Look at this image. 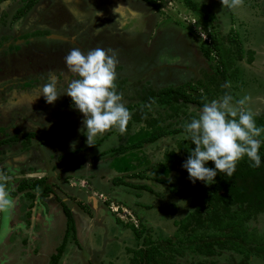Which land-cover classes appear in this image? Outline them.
Listing matches in <instances>:
<instances>
[{"label":"rangeland","instance_id":"rangeland-1","mask_svg":"<svg viewBox=\"0 0 264 264\" xmlns=\"http://www.w3.org/2000/svg\"><path fill=\"white\" fill-rule=\"evenodd\" d=\"M28 1L0 0V140L16 138L0 145V183L12 193L23 179L46 178L54 189L51 199L60 206L76 205L72 207L80 213L82 233L77 231V242L70 238L58 264H131L133 251L144 248V237L150 236L155 243L176 241L175 235L180 234L176 221L195 209V195L211 192V185L191 182L181 166L188 157L183 147L191 142L179 138L183 131L124 153L118 151L153 131L144 121H135V111L148 106L144 98L151 90L191 82L197 89L192 95H197L204 91L198 85L202 81L209 87V101L225 93L234 101L247 95L250 99L244 107L256 115L264 113V0H243L238 9L223 8L221 0H193L199 3L196 10L184 0H167L161 9L144 0H37L26 8ZM214 36L226 51V76L220 72L224 67L216 50L209 57L203 52ZM97 47L116 54V90L125 106L130 105L131 117L124 133L110 129L93 147L79 131L83 117L68 96L61 95L49 104L39 95L52 79L62 94L74 78L64 63L73 48L86 53ZM226 83L230 87H223ZM187 109L188 114L200 110L193 103ZM147 111L158 119L159 112L165 114L158 106H148ZM178 118L162 117L155 126L183 127ZM31 133L35 135L28 139ZM73 142L79 152L67 160L61 158L73 151ZM116 177L135 186L147 185L150 191L116 185ZM153 178L166 179L173 186ZM24 194H18L26 201L21 198L20 206L17 198L14 200L17 203L12 210L16 212H0L4 229L16 216L14 237L8 240L13 255L17 245L27 248L30 242L37 243V237L24 230L27 226L31 229L32 217L26 212L30 199ZM45 218L43 215L38 225L42 226ZM246 221L249 233L264 237V214ZM130 223L145 225L144 237L135 238L127 226ZM90 228H96L95 232L91 234ZM44 229L42 253L38 256L39 248L34 250L31 264H47L50 250L55 254L63 240L59 224ZM2 239L0 235V244ZM218 253L210 257L186 250L172 253L171 259L176 264H238L243 257L235 249ZM13 255L8 259L2 254L0 262H15ZM18 257V261L27 260ZM250 264H264V259L253 255Z\"/></svg>","mask_w":264,"mask_h":264},{"label":"trees","instance_id":"trees-1","mask_svg":"<svg viewBox=\"0 0 264 264\" xmlns=\"http://www.w3.org/2000/svg\"><path fill=\"white\" fill-rule=\"evenodd\" d=\"M36 1L29 0L26 8L33 5ZM144 1L154 9H161L167 2V0ZM184 1L188 7L194 10L199 8V3L196 1ZM212 50H216L219 54L220 64L224 67L220 72L223 76H226V51L220 40L215 36L212 38L210 46L203 48V52L209 57ZM198 85L204 91H202L203 93H197V95H192V91L197 89L191 82L177 87L165 86L158 91L151 90L144 98L145 104L150 107L158 106L164 110V115L158 111L159 119L163 117L171 120L172 117H179L182 120L179 121L178 118L177 122L184 125L186 121L189 122L192 116L196 115L193 112L188 114V105L193 103L197 108L201 109L203 104L210 99L209 87L203 84L202 81H198ZM148 106L139 107L135 111V121H144L149 127L153 128V131L148 137L134 143L131 147H119V152L124 153L131 148H139L144 143H154L163 136L183 131V127L175 129H169L166 126L156 127L155 125L158 124L159 119L153 118L148 114ZM127 108H130V105ZM256 124L257 126H264V113L256 115ZM34 135V133H31L27 135V138L30 139ZM9 139L16 141L15 137H10L0 140V145L6 144ZM261 139H264V136ZM194 147L195 145L190 142L189 145L183 147L184 153L189 155L190 150L194 149ZM78 152V149L71 151L61 158L66 160ZM260 155L261 166L259 168L251 167L248 158L244 157L237 163L236 171L231 177L218 173L214 178L215 182L211 184V192L209 194L194 196L195 209L182 220L176 221L180 231L179 235H175L176 241L166 239L165 242L155 243L150 236L144 237L145 232L148 230L145 225L141 227V224L137 226L133 223L128 224L127 226L134 232L135 238L144 237V248L133 251L134 255L131 259V264H176L174 259H171L173 257L172 253L183 254L186 250L191 251L195 255L212 257L219 254L218 252L222 253L235 249L238 253L243 254L238 264H250V259L253 255L264 259V237L256 233H249L246 225L247 219L264 214V144L260 148ZM208 167H214L213 162H208ZM138 177L148 179V177L143 175ZM153 180L173 186L170 181L163 178H153ZM113 183L150 191V187L147 185L135 186L124 181L121 177L114 178ZM17 192H25L24 195L34 201L37 194L47 196L54 191L53 186L47 183L46 178H40L32 181L21 180L17 186ZM10 195L15 196V193L12 192ZM110 201L109 197L106 204ZM31 204L33 205V202ZM62 208L67 220L66 231L62 242L57 247L56 253L51 256L50 264L59 263L66 251L70 238L77 242L76 222L72 210L67 203H62ZM203 262L199 263L203 264ZM108 264L114 263L109 262ZM211 264L216 263L212 262Z\"/></svg>","mask_w":264,"mask_h":264},{"label":"clouds","instance_id":"clouds-1","mask_svg":"<svg viewBox=\"0 0 264 264\" xmlns=\"http://www.w3.org/2000/svg\"><path fill=\"white\" fill-rule=\"evenodd\" d=\"M221 3L223 8L238 9L243 0H221ZM64 63L74 78L63 93L57 92V81L52 79L42 86L39 96L43 95L49 104L61 95L71 99V106L82 114L83 127L79 131L86 137L88 146H95L96 139L110 129L124 133L131 114L122 102V94L116 90L118 60L114 50L97 47L84 53L80 48H73L64 57ZM223 87L228 88L230 84ZM249 99L245 95L234 101L231 94L225 93L205 102L184 124L179 138L195 145L181 165L191 182L211 185L218 173L231 177L244 157L248 158L251 167L261 166L264 126H257L256 114L244 107ZM70 148L75 151V142ZM209 161L214 167L206 166ZM14 204L6 184L0 183V212H10ZM118 207L120 211L121 207Z\"/></svg>","mask_w":264,"mask_h":264},{"label":"crops","instance_id":"crops-1","mask_svg":"<svg viewBox=\"0 0 264 264\" xmlns=\"http://www.w3.org/2000/svg\"><path fill=\"white\" fill-rule=\"evenodd\" d=\"M62 156H63V154H62ZM25 180H27V179H25ZM102 183H103V181L101 182V185H102ZM68 188L70 190H72V188H74L73 187V184H70ZM10 191H12V190H10ZM13 193H15V196H13V200H15V198H17V202H18L19 206H20L21 198H22L23 202H26L23 199V196L22 197H19V195H18L19 193H22V192H17V190H13ZM23 193H25V192H23ZM35 194H37V193H35ZM17 195H18V197H17ZM49 195H51V197H49ZM53 195H54V192L48 194L47 196H41V195L37 194L36 197H35V199H34V201H31V200L28 201L29 203H28V208L26 209V212H29L32 215V217L30 218V220H31V226H30V228L31 229H28V226L27 225H29V224H26L24 222V224L27 226V228H24V230L26 232H28L27 233L28 236H31L32 237V236L35 235L37 237V243H38L39 247H37L38 246L37 243H33V242H30L29 247H27V248H24V245L23 244L17 245V249L15 248L16 251L14 249L15 254L13 255L14 252L12 251V246H11L12 242L9 243L8 240L10 238H13L14 237L13 231L16 228V225L14 223L16 221V216H13V218H14V220L12 218V221L13 222L10 223L8 226H6L5 229H4V225L1 224L2 222H0V235L3 236V239H2L3 240V243L0 244V256L2 254H6V255H8L6 257H8V259H10L9 256L10 255H13L15 257V260H16L15 262H11L9 264H15L17 262L22 263V264H31V261L34 258V254H36L34 250H38V248H39V250H38L37 255L38 256L41 255L42 252L40 251V248H41L40 246L42 245V249L41 250H43V241H42L43 238H42V235H43L44 230H45L44 229V226H46V225L48 226V224H50V226L52 228H53V225L54 226H57L59 224V227L61 228L60 230L63 232L62 233V236L64 237V234H65V231H66V221H67L66 220V216H65V214L63 212L62 206H60L53 199H51V198H53L52 197ZM138 197H141V196H138ZM136 199H137V197H136ZM17 202H15V205H16ZM31 202H33V205L31 204ZM125 202H127V201H125ZM133 202H135V201H133ZM120 203H123L124 205H126V207L129 205V204L128 205L125 204L124 202H120ZM117 205L120 206L119 203ZM72 206L75 207L76 205H71L70 208L72 210V214L73 215L76 214L75 215V217H76L75 220H77V214H78V221H75V222H76V230L78 231V234H79V233H82V230L81 231L79 230V220H80L79 214L80 213L77 212V211L75 212L76 209L74 210ZM12 209H11L12 212H16L15 210H12ZM35 209H36V211L38 213H35V211H34ZM43 215H44V217L46 216V218H45V221L42 223V226H41V224L38 225V223H39L40 219L43 217ZM54 217H56V218L54 219ZM56 219H57V223H53L54 220H56ZM82 222L84 223V221H82ZM95 230H96V228H90V233L91 232H95ZM1 231L3 233H1ZM91 237L93 238L94 236L92 235ZM91 246L93 247V245H91ZM55 248H57V246ZM20 253H22L23 255H20ZM53 254H54V251H53V249H51L50 250V253L48 254V260L49 261H50L51 256ZM18 256H24V257L27 258V260L18 261V258H19ZM0 259H1V257H0ZM49 261H47V264H50ZM0 264H2V262H0ZM5 264H7V263H5Z\"/></svg>","mask_w":264,"mask_h":264},{"label":"flooded vegetation","instance_id":"flooded-vegetation-1","mask_svg":"<svg viewBox=\"0 0 264 264\" xmlns=\"http://www.w3.org/2000/svg\"><path fill=\"white\" fill-rule=\"evenodd\" d=\"M15 45H16V43H15V44L13 43L11 46H12V47H15Z\"/></svg>","mask_w":264,"mask_h":264},{"label":"water","instance_id":"water-1","mask_svg":"<svg viewBox=\"0 0 264 264\" xmlns=\"http://www.w3.org/2000/svg\"><path fill=\"white\" fill-rule=\"evenodd\" d=\"M52 38H58L57 36H51Z\"/></svg>","mask_w":264,"mask_h":264},{"label":"bare ground","instance_id":"bare-ground-1","mask_svg":"<svg viewBox=\"0 0 264 264\" xmlns=\"http://www.w3.org/2000/svg\"><path fill=\"white\" fill-rule=\"evenodd\" d=\"M53 191H54V189H53ZM137 226V225H136Z\"/></svg>","mask_w":264,"mask_h":264},{"label":"built area","instance_id":"built-area-1","mask_svg":"<svg viewBox=\"0 0 264 264\" xmlns=\"http://www.w3.org/2000/svg\"><path fill=\"white\" fill-rule=\"evenodd\" d=\"M207 39V38H206Z\"/></svg>","mask_w":264,"mask_h":264}]
</instances>
